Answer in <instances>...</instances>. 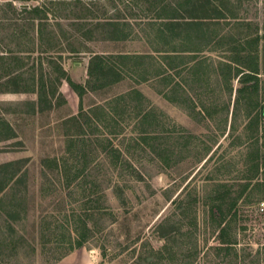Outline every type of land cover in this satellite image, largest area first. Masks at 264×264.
Masks as SVG:
<instances>
[{"label": "rangeland", "instance_id": "374dc122", "mask_svg": "<svg viewBox=\"0 0 264 264\" xmlns=\"http://www.w3.org/2000/svg\"><path fill=\"white\" fill-rule=\"evenodd\" d=\"M230 1L234 15L211 30L215 44L204 39L195 56L168 60L167 81L128 74L88 91L84 112L103 105L106 121L66 124L80 112L79 99L72 104L62 93L72 91L67 83L60 87L65 101L37 113L25 104L36 94H0V115L17 135L0 142V159L19 161L14 180L2 175L0 264H264V167L253 169L257 156L264 160V120L258 130L248 126L247 96L237 103L240 84L233 79L231 92L224 65L250 51L248 41L259 34L264 105V0ZM131 33L86 45L100 54H152L163 46L151 30ZM89 58L62 61L75 82L88 80ZM119 96L126 99L109 109ZM247 183L228 217L235 250L226 257L216 205L228 208ZM75 228L87 242L68 252Z\"/></svg>", "mask_w": 264, "mask_h": 264}, {"label": "trees", "instance_id": "16d2710c", "mask_svg": "<svg viewBox=\"0 0 264 264\" xmlns=\"http://www.w3.org/2000/svg\"><path fill=\"white\" fill-rule=\"evenodd\" d=\"M22 5H27L22 7ZM234 5L230 0H10L0 2V94H36V101L25 104L33 113L44 111L54 106V99H62L60 87L66 81L79 97L80 112L65 122L73 123L82 129L80 119L88 118L93 124L96 120L103 122L111 116L103 105H96L86 113L83 109L84 96L88 91H97L110 87L130 74L140 81L150 78L166 80L168 76L167 61L182 60L186 55L195 56L203 51L206 43L216 41L218 35L211 31L216 29L219 21L234 15ZM70 21V22H67ZM55 30H61L59 36ZM68 30H73L69 32ZM132 30H151L162 48L146 54H100L96 53L87 42L126 41L133 37ZM261 37L256 35L248 43L251 50L245 48L237 51L239 58H229L225 63L228 82L237 79L240 97L246 95L251 111L248 113V126L258 130L264 120V105L258 99L260 91L259 46ZM66 43V45L64 44ZM205 44V45H206ZM253 46V47H252ZM207 47V46H206ZM158 53L157 55H155ZM245 53L244 56H240ZM90 54L85 84L75 82L62 61L66 57ZM166 60V61H165ZM165 61V63H164ZM243 61L244 65L238 64ZM137 80V81H139ZM232 92V82L230 84ZM143 98L142 93L134 92ZM126 96H119L109 103H123ZM2 106V102H0ZM38 106L40 110L38 109ZM115 106V107H116ZM112 109V108H111ZM1 112V111H0ZM110 116V117H109ZM146 117V116H145ZM112 119V118H111ZM12 125L0 115V142L16 138ZM122 165L118 150L113 151ZM259 152V151H258ZM257 152V154H258ZM57 168L58 160H54ZM19 161L0 164V192L5 190L2 175L9 174L8 181L17 176L13 169ZM256 173L264 167V160L258 156L253 162ZM62 168L67 169L64 163ZM18 179V178H17ZM16 179V180H17ZM243 185L237 199L225 208L223 202L216 205L220 221V250L226 257L232 254L234 244L229 238V214L237 205V200L250 187ZM227 195H223L225 197ZM222 199V198H221ZM90 230L85 225V229ZM77 236L69 241L68 252L83 247L87 234L75 228ZM85 231V230H84ZM264 249V248H263ZM103 264V263H101Z\"/></svg>", "mask_w": 264, "mask_h": 264}, {"label": "crops", "instance_id": "0c3cea01", "mask_svg": "<svg viewBox=\"0 0 264 264\" xmlns=\"http://www.w3.org/2000/svg\"><path fill=\"white\" fill-rule=\"evenodd\" d=\"M67 82L65 81V82H63L62 83V90H63V88L65 87V84H66ZM68 84V83H67ZM69 85V84H68ZM69 88H70V90H72L71 92L69 91V89H68V92L66 93L65 91H63L62 93H64V95H66V99L67 100H69L70 99V101H71V103L73 104L74 102H75V100L76 101H78V99H79V97H78V95H76V94H74V93H76L71 87H70V85L68 86ZM78 103V102H77ZM74 112V111H73ZM75 113V112H74ZM11 161V159H8V158H4V159H0V164H2V163H7V162H10Z\"/></svg>", "mask_w": 264, "mask_h": 264}, {"label": "water", "instance_id": "95a60500", "mask_svg": "<svg viewBox=\"0 0 264 264\" xmlns=\"http://www.w3.org/2000/svg\"><path fill=\"white\" fill-rule=\"evenodd\" d=\"M25 6H27V5H23V7H25Z\"/></svg>", "mask_w": 264, "mask_h": 264}]
</instances>
